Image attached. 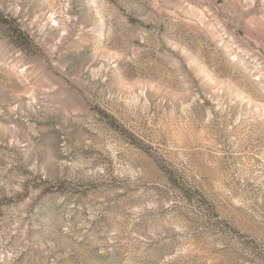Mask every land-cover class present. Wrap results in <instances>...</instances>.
Here are the masks:
<instances>
[{
	"label": "rangeland",
	"instance_id": "rangeland-1",
	"mask_svg": "<svg viewBox=\"0 0 264 264\" xmlns=\"http://www.w3.org/2000/svg\"><path fill=\"white\" fill-rule=\"evenodd\" d=\"M0 264H264V0H0Z\"/></svg>",
	"mask_w": 264,
	"mask_h": 264
},
{
	"label": "trees",
	"instance_id": "trees-1",
	"mask_svg": "<svg viewBox=\"0 0 264 264\" xmlns=\"http://www.w3.org/2000/svg\"><path fill=\"white\" fill-rule=\"evenodd\" d=\"M18 32H19V34H20V35H22V34H23V31H22V29H21V28H19V31H18Z\"/></svg>",
	"mask_w": 264,
	"mask_h": 264
}]
</instances>
